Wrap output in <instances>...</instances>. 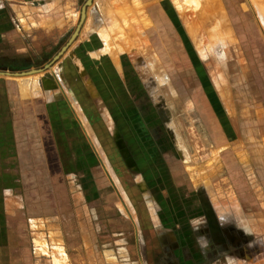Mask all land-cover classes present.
Returning a JSON list of instances; mask_svg holds the SVG:
<instances>
[{
  "label": "rangeland",
  "instance_id": "374dc122",
  "mask_svg": "<svg viewBox=\"0 0 264 264\" xmlns=\"http://www.w3.org/2000/svg\"><path fill=\"white\" fill-rule=\"evenodd\" d=\"M164 4L173 9V22L165 16V8L159 22L143 11L144 29L127 32L129 41L136 44L124 45L123 39H117L120 44L114 45L110 31L101 36L108 51L128 50L130 62L124 61V69L139 76L132 79L134 87L129 91L134 103L149 110L147 132L154 141L152 149L163 157L159 164L173 185L171 197L164 193L178 205L180 222L174 213L170 216L177 217L180 228H188L187 236L181 238V243H188L185 256L189 255L190 264L192 253L195 264H264V0L256 4L253 0H164ZM38 32L24 40L27 54L40 59L27 69L43 67L62 47L46 31ZM117 33L123 36L121 30ZM157 41L160 45H155ZM0 79L20 83L38 78L0 75ZM139 80L148 93L139 87ZM153 111L158 120L150 119ZM253 129H261L259 136L247 137ZM243 148L255 155L254 164L249 165L245 155H237ZM142 149L146 146L138 151ZM31 160L30 156L20 159L21 173L4 175L10 187L2 199L15 204L19 198L20 203L17 209H6L9 254L2 258L4 264L35 261L28 218L37 200L47 204V159L41 157L35 165ZM49 176L56 188L63 187V196L71 204L64 176L60 183L58 175ZM16 183L22 189L17 190ZM120 192L124 215L113 216V222L100 221L92 247L71 251L70 263L76 258L73 264H140L146 243L149 260L171 264L174 250L165 246L163 253L156 229L175 223L167 219L164 225L157 220L161 206L152 193H148L150 202L144 194L130 202ZM56 193L59 199L60 190ZM222 226L240 238L232 249L223 245L227 237ZM251 240H258L254 250ZM41 260L39 264H50L47 255Z\"/></svg>",
  "mask_w": 264,
  "mask_h": 264
},
{
  "label": "crops",
  "instance_id": "0c3cea01",
  "mask_svg": "<svg viewBox=\"0 0 264 264\" xmlns=\"http://www.w3.org/2000/svg\"><path fill=\"white\" fill-rule=\"evenodd\" d=\"M85 1L0 0V68L28 70L27 67L39 61L27 54L29 46L24 44L26 36L35 37L39 30L54 38L55 45L61 43L63 46L79 22ZM253 3L256 4V0ZM163 10L173 22L174 11L166 9L164 0L159 3L157 0H93L87 7L77 39L51 68L25 75L38 79L20 83L0 79V183H4V186L0 184V264H4L2 258L9 254L6 209L20 206L19 198L14 200L15 204L13 200L7 203L8 200L2 199L3 191L10 187L4 175L21 173L18 166L24 157L30 156L32 165L41 157L47 159V204L41 198L37 200L35 204L39 207L32 204V214L28 218L33 264H39L44 255L50 264L77 262L75 258L70 263L69 253L92 247L100 221L113 222L116 219L113 216L124 215L119 197L121 190L130 202L140 199L142 194L150 202L151 190L141 172L147 179L154 177L156 168H150L155 167V160L162 155L153 150L154 154L144 157L148 150L138 151L146 142H151L147 140L149 110L132 101L129 89L134 86L130 84L139 76L137 73L131 76L124 69V61L130 62L126 55L128 50L108 51L101 33L110 31L114 45L136 44L134 40L129 41L131 37L127 32L132 34L134 30L144 29L142 12L159 22L164 18ZM120 30L123 36L117 33ZM113 33L119 35L116 37ZM183 36L188 40L186 34ZM117 39L123 42L118 43ZM155 45L160 43L157 41ZM140 84L139 87L148 93L142 81ZM29 88L33 91L30 94ZM151 116L150 119L158 120L155 111ZM260 131L253 129L247 137L259 136ZM21 143L27 147H22ZM240 154L245 155L249 165L255 163V155L246 149L237 152ZM49 174L58 175L59 183L64 176L71 204L67 196H63V187L56 188V181L53 184ZM116 181L120 183V191ZM16 187L22 189L17 183ZM56 190L62 195L59 199ZM156 203L161 206L157 200ZM168 213L173 214L172 207ZM157 220L162 223L161 218ZM170 221L175 223L173 227L157 225L156 229L163 253L165 246L173 250L179 248L183 238L177 221L174 218ZM256 241L251 243L253 250ZM144 244L145 260L140 264H164L159 259L149 260V250Z\"/></svg>",
  "mask_w": 264,
  "mask_h": 264
},
{
  "label": "flooded vegetation",
  "instance_id": "af4514ba",
  "mask_svg": "<svg viewBox=\"0 0 264 264\" xmlns=\"http://www.w3.org/2000/svg\"><path fill=\"white\" fill-rule=\"evenodd\" d=\"M147 140L151 141L150 143L146 142L145 143V146H146V151L145 154H144V157L145 155H152L154 154L153 150L152 149V146H153V139L151 138L150 135H147ZM144 152V151H143ZM162 159V156H160V158H157L156 161V164H155V167L153 166V168H150V169H155L156 168V175L154 177H152L151 179H147L146 176H144L143 172L142 175L144 177V180H145V183L147 184V186L150 188L151 190V193L153 194V196L155 197V199L161 203V210L159 212V218H161L162 220V224H164V219H168V220H171L173 219L171 216H173L172 213H168L169 211V208L172 207V210H173V213H174V216L176 215L177 217L180 216V213H179V210H178V205L176 203L173 202V200H168L166 199V196H165V193L164 191L166 192V194L168 193L169 194V197L172 196V191H171V188L173 187L172 183H169V181L165 178V175H164V172H163V166H162V163L159 164V161H162L163 162V159ZM146 160V158L144 159V161ZM146 177V178H145ZM165 198V199H162V198ZM168 201H171L170 203ZM165 202V205L163 204ZM176 211V212H175ZM171 215V216H170ZM175 217V218H177ZM174 218V219H175ZM178 220H179V217H178ZM172 222V221H171ZM165 225V224H164ZM181 233H179L180 235H182V237H185L187 236V229L185 226H181ZM223 227V226H222ZM210 228V226H209ZM208 228V223H207V229H206V232H208L209 236H211V233L213 232L212 230H210ZM224 230L222 232H224L226 234V237L227 238H224L223 240V245L226 246V248L229 249H232L233 245L236 246V242L239 240L240 241V238L239 236L234 233L233 234V231H231V229H227L226 227H223ZM194 229V228H193ZM187 230V231H186ZM195 231V230H194ZM242 242V241H241ZM252 242V240H251ZM187 245L188 243L186 244V240L184 242L181 243L180 247L179 248H175L174 249V254L176 255L175 256V260L172 261L171 264H189L190 263V258H189V255L188 256H185V250L187 248ZM245 245V244H244ZM241 250V249H240ZM239 250V252H240ZM234 253L238 252V249H234L233 250ZM194 257V259H193ZM184 261H187V262H184ZM195 254L192 253L191 255V263L192 264H195Z\"/></svg>",
  "mask_w": 264,
  "mask_h": 264
},
{
  "label": "water",
  "instance_id": "95a60500",
  "mask_svg": "<svg viewBox=\"0 0 264 264\" xmlns=\"http://www.w3.org/2000/svg\"><path fill=\"white\" fill-rule=\"evenodd\" d=\"M92 3H93V0H86L85 1L84 5L82 6V9H81V15H80L79 22H78L74 32L72 33V35L70 36L68 41L61 47V49L54 55V57L47 64H45L43 67L32 68V69H28V70H20V71L0 69V75L25 76V75H31L34 73H39V72H42L44 70L51 68V66L63 56V54L67 51V49L77 39L79 32L81 30V27H82V25L85 21V18H86L87 7L90 6Z\"/></svg>",
  "mask_w": 264,
  "mask_h": 264
},
{
  "label": "bare ground",
  "instance_id": "6f19581e",
  "mask_svg": "<svg viewBox=\"0 0 264 264\" xmlns=\"http://www.w3.org/2000/svg\"><path fill=\"white\" fill-rule=\"evenodd\" d=\"M223 29H226V28H223ZM224 31V30H223ZM227 31V30H226ZM222 33V32H221ZM221 33H220V35H221ZM228 34V33H227Z\"/></svg>",
  "mask_w": 264,
  "mask_h": 264
}]
</instances>
